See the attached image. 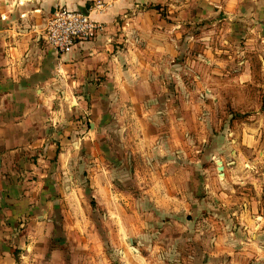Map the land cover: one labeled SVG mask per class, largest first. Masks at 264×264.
I'll use <instances>...</instances> for the list:
<instances>
[{
  "label": "crops",
  "instance_id": "0c3cea01",
  "mask_svg": "<svg viewBox=\"0 0 264 264\" xmlns=\"http://www.w3.org/2000/svg\"><path fill=\"white\" fill-rule=\"evenodd\" d=\"M93 1L0 0V264H54L41 206L80 166L105 209L140 196L111 216L134 242L176 244L183 264H264V0H101L100 34L46 46L57 7ZM109 145L133 163L116 198Z\"/></svg>",
  "mask_w": 264,
  "mask_h": 264
},
{
  "label": "rangeland",
  "instance_id": "374dc122",
  "mask_svg": "<svg viewBox=\"0 0 264 264\" xmlns=\"http://www.w3.org/2000/svg\"><path fill=\"white\" fill-rule=\"evenodd\" d=\"M193 34L195 36V32ZM196 35H199L198 30ZM189 37L193 35L190 34ZM190 41L193 40L187 38L184 40L185 44ZM236 41L239 43L244 40L237 36ZM258 42L260 43V39ZM249 54L256 55L252 52ZM252 100L255 102L254 96ZM116 156L121 160L119 163L115 161ZM100 157L107 169L110 167L124 169L112 182V197L116 198L118 184L125 186L130 184L128 171L133 163L128 160L125 150L117 145H109L108 150H102ZM86 170V166H80L76 173L72 174L73 190L66 192L61 190V193L56 191V195L53 191L45 197L46 201L49 200L52 204L48 207L43 204L45 207L41 206L39 214V219L47 223L43 233L48 236L45 243L42 242L39 247L44 251V258L49 257L54 251L59 255L54 264H183V261H180L181 255L178 254L180 249L178 245L163 247L157 238L146 240L144 243L134 242L121 222L117 221V225L114 223L113 218L117 219L116 211H119V204L128 203V207L132 208V203L140 199L138 194L132 193L130 199H127L128 196L119 195L117 198L119 204L107 206L105 209L106 205L100 202H106L107 198L93 192L89 181L91 173ZM108 197L111 204V196ZM114 202L116 203V199ZM42 208L49 209V214ZM112 213L116 217H111ZM146 217V215L139 217V220ZM153 248L157 251H153Z\"/></svg>",
  "mask_w": 264,
  "mask_h": 264
},
{
  "label": "built area",
  "instance_id": "2783aa9c",
  "mask_svg": "<svg viewBox=\"0 0 264 264\" xmlns=\"http://www.w3.org/2000/svg\"><path fill=\"white\" fill-rule=\"evenodd\" d=\"M104 9L101 0H94L87 15L66 7H57L45 23L41 38L58 54L69 52L77 42H89L103 30V25L90 18L89 13Z\"/></svg>",
  "mask_w": 264,
  "mask_h": 264
},
{
  "label": "water",
  "instance_id": "95a60500",
  "mask_svg": "<svg viewBox=\"0 0 264 264\" xmlns=\"http://www.w3.org/2000/svg\"><path fill=\"white\" fill-rule=\"evenodd\" d=\"M80 12H82L83 14H85V15H87L88 14V12L86 11V10H83V11H80ZM219 168H218V171L219 172H222V167H221V165L219 164ZM130 240V239H129Z\"/></svg>",
  "mask_w": 264,
  "mask_h": 264
}]
</instances>
